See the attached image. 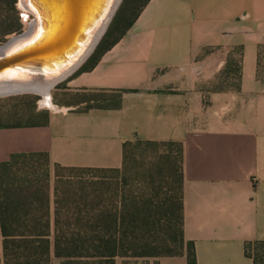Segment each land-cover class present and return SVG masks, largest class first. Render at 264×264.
<instances>
[{"label": "crops", "instance_id": "crops-1", "mask_svg": "<svg viewBox=\"0 0 264 264\" xmlns=\"http://www.w3.org/2000/svg\"><path fill=\"white\" fill-rule=\"evenodd\" d=\"M263 42L264 0H149L92 67L82 70L90 55L49 89L44 121L0 125V163L47 154L53 201L56 165L121 168L126 142L179 143L197 264H254L245 245L264 241Z\"/></svg>", "mask_w": 264, "mask_h": 264}, {"label": "trees", "instance_id": "trees-1", "mask_svg": "<svg viewBox=\"0 0 264 264\" xmlns=\"http://www.w3.org/2000/svg\"><path fill=\"white\" fill-rule=\"evenodd\" d=\"M17 1L0 0L1 42L21 30ZM148 1L82 70L126 33ZM172 160L178 172L173 183L164 166L153 169ZM54 169L52 201L47 154L13 155L0 163V264H49L52 258L61 264H116L118 258L175 256L197 264L194 242L184 237L179 143L126 142L121 168ZM245 255L264 264V241L246 243Z\"/></svg>", "mask_w": 264, "mask_h": 264}, {"label": "water", "instance_id": "water-1", "mask_svg": "<svg viewBox=\"0 0 264 264\" xmlns=\"http://www.w3.org/2000/svg\"><path fill=\"white\" fill-rule=\"evenodd\" d=\"M20 0L33 17L40 16L29 29L0 46V78L19 71L60 74L49 86L79 67L92 53L120 0ZM99 23V24H98ZM97 25H99L97 27ZM78 57L77 60L73 58ZM68 70L64 71V69ZM63 69V70H62ZM62 70V71H60ZM24 93V91H22ZM1 91L0 98L22 93ZM28 92V91H25Z\"/></svg>", "mask_w": 264, "mask_h": 264}, {"label": "rangeland", "instance_id": "rangeland-1", "mask_svg": "<svg viewBox=\"0 0 264 264\" xmlns=\"http://www.w3.org/2000/svg\"><path fill=\"white\" fill-rule=\"evenodd\" d=\"M120 0L113 16L111 17L104 33L102 34L99 42L96 47L90 54L94 53L96 49L99 47L104 48L107 44H109L112 40H114L120 33L121 29L124 28L127 21H129L137 8L143 3L144 0ZM16 9L20 13L24 8L20 4V0L17 1ZM33 17L30 16L28 22L21 21V30L19 32L13 33L7 37V39L3 42L0 41V46L5 44L11 38L21 35L26 32L31 24ZM107 33V34H106ZM101 45V46H100ZM89 55V56H90ZM88 56V57H89ZM87 57V58H88ZM236 58L239 59V53L236 54ZM258 80L264 88V42L259 46V54H258ZM229 86V85H225ZM230 86H233L230 84ZM53 91L51 92V94ZM110 98H116L111 96ZM43 97L41 93L28 91L22 93H16L9 96H4L0 98V125H13V124H24V123H38L44 121L46 115L55 109L50 107L47 104H42ZM36 109H40L36 111ZM161 150L167 151V147H162ZM138 152V151H136ZM158 166H164V173L168 177V181H175L177 179L178 172L177 164L172 160L170 162L163 163H155L153 165V169L156 170ZM55 177V169L53 171ZM51 177V176H50ZM154 259H125L124 263H140V262H149Z\"/></svg>", "mask_w": 264, "mask_h": 264}, {"label": "bare ground", "instance_id": "bare-ground-1", "mask_svg": "<svg viewBox=\"0 0 264 264\" xmlns=\"http://www.w3.org/2000/svg\"><path fill=\"white\" fill-rule=\"evenodd\" d=\"M25 5L30 6L29 3H27L26 0H24ZM22 4V3H21ZM31 12L35 14L33 17L31 24H30V30L35 29V25L37 26V22L40 21V16L38 14V11L36 9H31ZM99 24V23H98ZM99 25H97L98 27ZM1 51V50H0ZM78 57L73 58L74 62L77 60ZM64 69V71L68 70ZM63 70V69H62ZM60 70V71H62ZM63 73V72H62ZM36 74L34 72H24L19 71L18 73H14L12 75L3 76L0 78V92L1 91H33L37 93H41L42 96L45 98L44 104L49 105L50 107H53V104L50 102V96H49V86L53 84V81L56 80L60 74Z\"/></svg>", "mask_w": 264, "mask_h": 264}, {"label": "built area", "instance_id": "built-area-1", "mask_svg": "<svg viewBox=\"0 0 264 264\" xmlns=\"http://www.w3.org/2000/svg\"><path fill=\"white\" fill-rule=\"evenodd\" d=\"M30 16H32L28 11H26L25 9L22 10L20 13H19V17H20V20L22 22H28L29 19H30Z\"/></svg>", "mask_w": 264, "mask_h": 264}]
</instances>
